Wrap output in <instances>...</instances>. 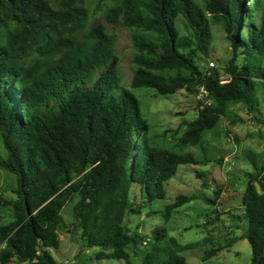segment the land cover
Segmentation results:
<instances>
[{
	"label": "trees",
	"instance_id": "16d2710c",
	"mask_svg": "<svg viewBox=\"0 0 264 264\" xmlns=\"http://www.w3.org/2000/svg\"><path fill=\"white\" fill-rule=\"evenodd\" d=\"M114 1L104 16L130 32L129 84L116 35L92 24L96 14L85 0H0V169L15 176L17 194L13 202L0 196L14 215L10 223L0 217V264H58L52 251L60 247L67 204L85 246L101 249L98 259L130 263L128 246L150 243L145 264H187L181 251L194 244L172 237L163 246L162 229L152 239L130 231L127 218L142 212L131 187H139L143 204L164 198L180 165L203 162L184 149L202 145L231 103L262 114L264 0ZM211 17L231 44L221 68L203 65L211 57ZM200 86L206 95L198 116L173 148L156 146L135 90L168 96ZM260 173L249 177L242 199L251 264H264V165ZM192 198L167 205V217Z\"/></svg>",
	"mask_w": 264,
	"mask_h": 264
},
{
	"label": "rangeland",
	"instance_id": "374dc122",
	"mask_svg": "<svg viewBox=\"0 0 264 264\" xmlns=\"http://www.w3.org/2000/svg\"><path fill=\"white\" fill-rule=\"evenodd\" d=\"M199 5L202 0H197ZM114 0H85L86 6L95 12L92 24L102 22L115 34L116 52L120 57L119 69L124 83L129 84L133 75L134 47L129 30L124 25L109 23L104 13L114 5ZM214 39L211 57L204 62L221 68L231 54L223 23L211 17ZM141 101L144 115L150 123V137L158 147L173 148L177 139L187 130V123L198 116L199 95L185 89L173 95H160L150 88L135 90ZM244 103H231L217 128L203 134L202 145L184 149L192 152L203 162L182 164L175 176L165 183L166 196L143 204L137 185L131 187V201L142 205L141 214H130L127 225L132 233L138 231L149 239L155 230H165L161 245H171L174 237L182 245L194 244L181 251L187 264H251L252 247L244 237L247 228L243 194L251 175L260 173L264 165V117ZM207 159V160H206ZM201 174V176L199 175ZM261 174V173H260ZM16 178L6 169H0V196L13 202L17 199ZM194 197L174 208L167 217L166 207L179 196ZM213 199L215 202L208 201ZM64 225L59 231L60 247L52 253L58 264H145L143 255L151 244L140 248L128 246L130 263L117 258H97L99 247L88 248L81 239L80 231L73 227L72 204L63 210ZM2 223L13 220V207L0 202ZM110 252V251H106ZM9 264H28L13 259Z\"/></svg>",
	"mask_w": 264,
	"mask_h": 264
},
{
	"label": "built area",
	"instance_id": "2783aa9c",
	"mask_svg": "<svg viewBox=\"0 0 264 264\" xmlns=\"http://www.w3.org/2000/svg\"><path fill=\"white\" fill-rule=\"evenodd\" d=\"M214 66H215L214 62L211 61L209 67H214ZM221 78L223 79L224 82H225V81H228L227 77H225V76H222ZM198 95H199V98H200V99H204V98H205L206 90H205V87H204V86H200V87H199Z\"/></svg>",
	"mask_w": 264,
	"mask_h": 264
}]
</instances>
